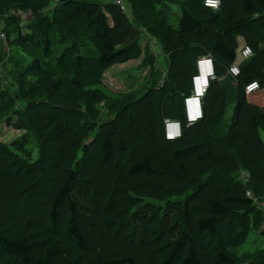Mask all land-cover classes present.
<instances>
[{
  "label": "trees",
  "instance_id": "obj_1",
  "mask_svg": "<svg viewBox=\"0 0 264 264\" xmlns=\"http://www.w3.org/2000/svg\"><path fill=\"white\" fill-rule=\"evenodd\" d=\"M12 1L32 18L3 19L7 46L30 59L5 54L16 95L1 92L0 120L25 100L26 132L0 141V264H241L235 250L250 230L264 235V207L248 195L264 200V0H220L218 10L205 0H126L130 13L109 0ZM12 9L0 0L1 12ZM143 33L174 59L179 49L212 56L202 120L188 124L177 100L192 90L193 57L173 59L162 87L106 102L101 116L97 78L134 59ZM244 45L254 55L232 76L236 106L217 136L224 79ZM253 81L261 88L248 93ZM166 118L182 121L181 138L166 139Z\"/></svg>",
  "mask_w": 264,
  "mask_h": 264
},
{
  "label": "rangeland",
  "instance_id": "obj_2",
  "mask_svg": "<svg viewBox=\"0 0 264 264\" xmlns=\"http://www.w3.org/2000/svg\"><path fill=\"white\" fill-rule=\"evenodd\" d=\"M1 4L4 9L13 8L9 12H12L13 10H19V8L13 7L16 6L17 2H14L12 0H1ZM180 12L181 6L177 5L175 6V13H173L174 15H172L179 16ZM23 16L24 17H21L23 22H28L29 19L32 18V13ZM4 17H6L5 14L2 15V28L0 29V34L4 33ZM172 23L176 27L178 26L177 17H174ZM23 29L26 31V28ZM7 31L8 33H11L12 37H14L16 28L12 26L9 27ZM261 35H264V32H262ZM5 38L4 36H0V53H2L4 58V60L0 62V97L1 92H5L8 90L11 91L12 95H16L13 87L11 88L12 85L16 84V77L13 69L15 67V64L12 61H9V56L5 54H10V57H12V59H14V57H17L18 59L25 60L26 62H28L30 59L19 48H9L7 46ZM243 43L244 41L241 40L240 44L243 45ZM263 47L264 46H261L260 48ZM176 52L177 56L174 59L172 50L168 49V47L164 45L161 40L154 37L150 33H143L141 35L140 41V53L134 59L127 63L118 64L111 68L104 69L97 78L96 85L101 87L104 92V99L101 103L102 108L106 107V102H113L116 99L120 101L121 98H124L126 96L129 98H136L144 94L152 86L162 87L165 81H167L170 77V65L173 59L175 60V62L179 61L180 63H183L186 62V59L189 57H193L194 59L196 58L198 60L200 57L204 56L196 49L189 54H187L188 52H184L181 54L180 49L176 50ZM177 57L179 58L178 60ZM224 80V83L228 85V104L222 122L213 130V134L217 136H225L228 132L236 106L235 101L237 97V89L233 87L235 86L233 77L230 76ZM15 88H18V86L16 85ZM184 93L185 92L180 93V99L177 98V100L181 101ZM25 106V100L19 101L17 109L11 112L3 120H0V141L10 143L21 137L26 132L24 130V122L21 118V114L18 111V109H22ZM109 112L110 111L107 108H104L101 116L105 117L109 115ZM261 135L264 140V131H262ZM241 176L242 178L244 177L243 173ZM258 199L256 198V200ZM258 202L264 203V201L260 200ZM262 249H264V235L261 234L258 230L252 228L246 242L243 245L237 247L235 251L241 256V264H255L254 262H250V260L254 258H257V264L258 260L261 259V256L259 254L260 252L258 253V251Z\"/></svg>",
  "mask_w": 264,
  "mask_h": 264
},
{
  "label": "built area",
  "instance_id": "obj_3",
  "mask_svg": "<svg viewBox=\"0 0 264 264\" xmlns=\"http://www.w3.org/2000/svg\"><path fill=\"white\" fill-rule=\"evenodd\" d=\"M111 2H113L114 4L120 6V8L125 12V13H129L130 9L128 7V4L126 2V0H109ZM204 4H205V1H204ZM220 5H221V1H220V4H219V7L218 9L220 8ZM207 7H210V6H207ZM212 8V7H210ZM214 10H218L217 8H212ZM32 12L31 11H23L21 9L19 10H13L12 12H9V13H2L0 11V29L2 28V24H1V20H2V15L5 14L6 16H10V15H13L15 17L19 16V17H24L23 15H27V14H31ZM28 17V16H27ZM0 36H4L5 38V34L4 33H1ZM254 55V51H253V48L250 46V45H244L240 51H239V59L240 61H238L237 63H234L230 68H229V75L233 76V77H237L239 74H240V70H241V67H240V63L242 61H247L249 59H251ZM235 70H238V71H234ZM211 73V75H209L208 73ZM201 76H206L207 77V87H206V90H205V93L203 96H201L199 99H200V107H201V111L203 113L202 115V118H200L199 120L195 121V122H189V115L191 114V111H192V108H193V104L190 102L192 101L193 99H195L196 97V83H197V78L198 77H201ZM216 78V68H215V62L212 58L211 55H204L202 57H200L197 62H196V71L192 77V90L189 94H186L184 95V99H183V107H184V113H185V117H186V121L188 122V124H194L200 120H202L204 118V115H205V110H204V98L207 94V91H208V88L210 87V84H211V81L213 79ZM253 82H258V81H253ZM252 83V82H251ZM249 83V84H251ZM248 84V85H249ZM261 88V84L258 82V87L253 89L251 92H247L248 93H252L254 91H257ZM179 124V127H180V132L181 134L178 136V137H175L173 139H169L168 136L176 131V125ZM164 131H165V137L167 140L169 141H174V140H177L179 138L182 137L183 135V124H182V121L181 120H178V119H173V118H166L164 120ZM243 176H245V172H243ZM248 195L254 200V202L256 204H258L259 206L261 207H264V204L263 202H258L259 199L257 197H255L253 195V193H251V191L248 192ZM256 198L258 200H256ZM260 201H264V200H260Z\"/></svg>",
  "mask_w": 264,
  "mask_h": 264
},
{
  "label": "clouds",
  "instance_id": "obj_4",
  "mask_svg": "<svg viewBox=\"0 0 264 264\" xmlns=\"http://www.w3.org/2000/svg\"><path fill=\"white\" fill-rule=\"evenodd\" d=\"M219 4H220V0H205V5L210 6L212 8L218 9ZM234 71H238V70L234 69ZM208 74L211 75L210 72ZM207 83H208V81H207L206 76H201V77L197 78L196 97H195V99L190 101L193 104L191 114L188 117L190 123L195 122V121L199 120L200 118H202L203 113L201 111L199 98L204 95L206 87H207ZM257 87H258V82H252L251 84L246 86V90L248 92H251L253 89H255ZM175 127H176V131L172 132L168 136L169 139H173L175 137H178L181 134L179 124H177Z\"/></svg>",
  "mask_w": 264,
  "mask_h": 264
},
{
  "label": "crops",
  "instance_id": "obj_5",
  "mask_svg": "<svg viewBox=\"0 0 264 264\" xmlns=\"http://www.w3.org/2000/svg\"><path fill=\"white\" fill-rule=\"evenodd\" d=\"M1 44V43H0Z\"/></svg>",
  "mask_w": 264,
  "mask_h": 264
}]
</instances>
